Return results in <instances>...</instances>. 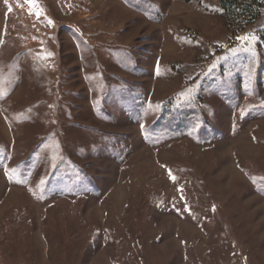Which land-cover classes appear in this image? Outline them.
<instances>
[{"label":"rangeland","instance_id":"rangeland-1","mask_svg":"<svg viewBox=\"0 0 264 264\" xmlns=\"http://www.w3.org/2000/svg\"><path fill=\"white\" fill-rule=\"evenodd\" d=\"M34 2L0 0V264H264V20Z\"/></svg>","mask_w":264,"mask_h":264},{"label":"trees","instance_id":"trees-1","mask_svg":"<svg viewBox=\"0 0 264 264\" xmlns=\"http://www.w3.org/2000/svg\"><path fill=\"white\" fill-rule=\"evenodd\" d=\"M224 8L230 11V8L235 10H240L245 17L251 18L254 21V25L260 27L264 20V3H260L259 0H221ZM168 101V100H167ZM192 111V110H191ZM191 113V112H190ZM180 115V113L178 114ZM186 111L181 112L180 122L177 129L181 132L186 129V125L183 127L181 123L185 118H187ZM164 118V117H163Z\"/></svg>","mask_w":264,"mask_h":264},{"label":"snow or ice","instance_id":"snow-or-ice-1","mask_svg":"<svg viewBox=\"0 0 264 264\" xmlns=\"http://www.w3.org/2000/svg\"><path fill=\"white\" fill-rule=\"evenodd\" d=\"M27 3H29L31 6H35L34 0H26Z\"/></svg>","mask_w":264,"mask_h":264}]
</instances>
